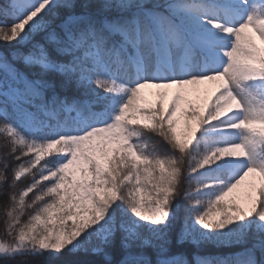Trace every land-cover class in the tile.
Segmentation results:
<instances>
[{
  "label": "snow or ice",
  "instance_id": "obj_1",
  "mask_svg": "<svg viewBox=\"0 0 264 264\" xmlns=\"http://www.w3.org/2000/svg\"><path fill=\"white\" fill-rule=\"evenodd\" d=\"M0 139V264H264V0H0Z\"/></svg>",
  "mask_w": 264,
  "mask_h": 264
},
{
  "label": "trees",
  "instance_id": "obj_2",
  "mask_svg": "<svg viewBox=\"0 0 264 264\" xmlns=\"http://www.w3.org/2000/svg\"><path fill=\"white\" fill-rule=\"evenodd\" d=\"M2 143H3V140L0 139V145H2ZM0 212H2V209H0Z\"/></svg>",
  "mask_w": 264,
  "mask_h": 264
},
{
  "label": "rangeland",
  "instance_id": "obj_3",
  "mask_svg": "<svg viewBox=\"0 0 264 264\" xmlns=\"http://www.w3.org/2000/svg\"><path fill=\"white\" fill-rule=\"evenodd\" d=\"M149 98H151V97H149Z\"/></svg>",
  "mask_w": 264,
  "mask_h": 264
}]
</instances>
